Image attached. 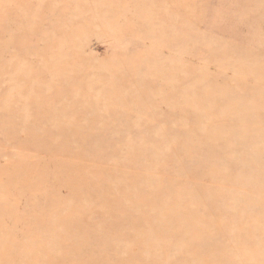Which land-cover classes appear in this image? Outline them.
Instances as JSON below:
<instances>
[{
    "label": "rangeland",
    "instance_id": "rangeland-1",
    "mask_svg": "<svg viewBox=\"0 0 264 264\" xmlns=\"http://www.w3.org/2000/svg\"><path fill=\"white\" fill-rule=\"evenodd\" d=\"M0 264H264V0H0Z\"/></svg>",
    "mask_w": 264,
    "mask_h": 264
}]
</instances>
